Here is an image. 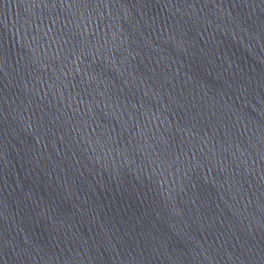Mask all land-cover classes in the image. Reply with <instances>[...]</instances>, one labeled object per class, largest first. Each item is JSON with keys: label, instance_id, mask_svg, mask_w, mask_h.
I'll return each mask as SVG.
<instances>
[{"label": "water", "instance_id": "obj_1", "mask_svg": "<svg viewBox=\"0 0 264 264\" xmlns=\"http://www.w3.org/2000/svg\"><path fill=\"white\" fill-rule=\"evenodd\" d=\"M0 264H264V0H0Z\"/></svg>", "mask_w": 264, "mask_h": 264}]
</instances>
